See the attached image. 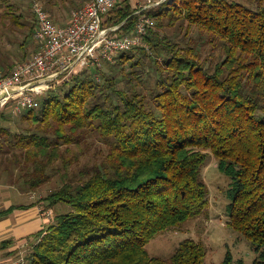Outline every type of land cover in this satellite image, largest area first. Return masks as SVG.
Wrapping results in <instances>:
<instances>
[{
  "label": "trees",
  "instance_id": "obj_1",
  "mask_svg": "<svg viewBox=\"0 0 264 264\" xmlns=\"http://www.w3.org/2000/svg\"><path fill=\"white\" fill-rule=\"evenodd\" d=\"M57 5L43 0L53 23ZM135 11L123 0L103 27L129 33ZM142 15L149 52L73 74L37 109L0 108L11 115L2 122L19 116L0 124L7 173L18 170L32 192L56 178L58 189L36 202L70 207L38 233L27 264H203L200 242L185 240L166 260L147 245L203 212L208 152L230 179L231 229L250 244L251 264H264V0H174ZM220 264L244 263L228 251Z\"/></svg>",
  "mask_w": 264,
  "mask_h": 264
},
{
  "label": "built area",
  "instance_id": "obj_2",
  "mask_svg": "<svg viewBox=\"0 0 264 264\" xmlns=\"http://www.w3.org/2000/svg\"><path fill=\"white\" fill-rule=\"evenodd\" d=\"M123 0H89L72 11L65 25H55L43 6L34 2L36 18L33 38L35 54L9 69L0 70V108L10 105L16 115L40 107L39 97L50 91L69 75L86 68H100L114 63L118 54L132 49L149 50L145 41L151 20L142 12L162 1L134 0L136 23L129 33H119L122 24L103 27L106 16ZM40 212L52 219L50 211Z\"/></svg>",
  "mask_w": 264,
  "mask_h": 264
},
{
  "label": "rangeland",
  "instance_id": "obj_3",
  "mask_svg": "<svg viewBox=\"0 0 264 264\" xmlns=\"http://www.w3.org/2000/svg\"><path fill=\"white\" fill-rule=\"evenodd\" d=\"M88 1L89 0H60V5H57L54 8L52 13L53 16L51 15L54 23L65 25L68 22L72 11H74V9H79ZM156 1L171 4L174 0ZM1 2L2 1L0 0V3ZM6 2L13 5L14 8L13 11H11L7 8V4H4L0 10L1 15L9 16L6 17V23L8 26L0 28V70H6L4 72H8L9 69L17 64H23V62L28 60L32 53L37 50V42L33 36H28L31 26L34 27L35 24L32 15V4L38 2L43 6V0H6ZM129 3L132 8L135 6L134 0H129ZM43 8L45 7L43 6ZM45 11L49 12L47 9ZM13 15H21L19 16L18 24L14 22V19H9L10 16ZM35 27L33 29L34 31ZM147 52H149V50ZM24 55L27 57L23 58ZM138 55V52H134L133 60L131 61H137L139 57ZM128 67L129 63H126L123 67L124 69H127L126 72L130 71V68ZM120 68L122 67H117L116 69L118 73L121 72V70H118ZM72 75H69L64 81L67 82ZM119 76H121V74H119ZM63 82H60V84L53 87L50 92L57 94L61 91L60 87L63 86L61 84ZM46 93L47 92L40 97L45 96ZM40 97L38 99L41 106ZM1 110L4 109H0V113L6 114L7 117L11 116L9 111ZM20 114L21 113H19V115ZM18 117L19 116L17 115V117L12 118L10 121L6 120L5 122L0 120V124L10 126L11 121H14L13 123H15ZM25 126L26 125H23L21 129ZM98 146H101V144H98ZM84 160L85 158L83 161ZM8 172L10 175H13V179L12 177H10V179L8 178L9 174L7 173L6 165L0 160V186H15L22 191L30 192V196H34V198H32L33 202L38 201L43 197L45 198L50 192L58 189V182L55 178L52 183L46 184L43 187L41 186L37 189L38 191L32 192V190L24 188L22 182L16 177L18 175V170L11 166L10 171ZM202 178L208 189L207 202L203 212L176 228H171L165 231V233L162 232L154 236L147 245L149 255L166 260L174 253L182 242L185 240H193L206 246L207 256L205 257L203 264H220L224 260L228 251L231 253L233 261L241 260L244 264H251L254 258V253L251 250L250 244L237 232L233 231L229 224L230 217L227 212V205L230 202L228 197L230 179L219 170L217 167V160L210 152H208L206 162L202 168ZM68 210H70V207H65L63 205H58L53 210L51 209L53 217L58 213L66 212Z\"/></svg>",
  "mask_w": 264,
  "mask_h": 264
},
{
  "label": "crops",
  "instance_id": "obj_4",
  "mask_svg": "<svg viewBox=\"0 0 264 264\" xmlns=\"http://www.w3.org/2000/svg\"><path fill=\"white\" fill-rule=\"evenodd\" d=\"M32 198L18 187L0 186V264H27L38 233L54 222V217L45 218L40 212L43 205Z\"/></svg>",
  "mask_w": 264,
  "mask_h": 264
}]
</instances>
